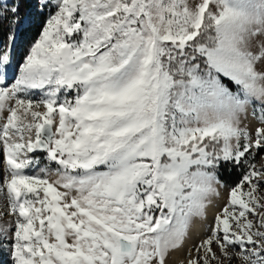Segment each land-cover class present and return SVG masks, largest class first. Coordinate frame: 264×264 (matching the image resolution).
<instances>
[{"label":"snow or ice","instance_id":"snow-or-ice-1","mask_svg":"<svg viewBox=\"0 0 264 264\" xmlns=\"http://www.w3.org/2000/svg\"><path fill=\"white\" fill-rule=\"evenodd\" d=\"M31 3L11 78L0 46V264H264V0Z\"/></svg>","mask_w":264,"mask_h":264},{"label":"rangeland","instance_id":"rangeland-1","mask_svg":"<svg viewBox=\"0 0 264 264\" xmlns=\"http://www.w3.org/2000/svg\"><path fill=\"white\" fill-rule=\"evenodd\" d=\"M27 1H29V3H30L29 8L25 7V5H26L25 2H27ZM3 2L11 4L12 0H3ZM34 15H35V12H34V8L32 6L31 0H24V3L21 4L20 22L18 24L11 25L8 21L0 22V46H2L6 41H8L9 35L14 36V42H10V43H12V46H13L12 55L14 57L13 63L8 70V74H9L10 78L16 73V66L22 60L21 55H20V53L22 51V45L19 42V39L17 36V31L20 28L26 26L27 24H30L31 20L34 18ZM262 164H264V160H260L258 158L257 159V166L259 167ZM2 166H3L2 162H0V167H2ZM227 194H228L227 189H222L219 200H214L213 204H215V205L222 204L224 202V200L227 198ZM2 203L3 202L0 201V204H2ZM215 210H216L215 208H209V210L207 212V219L206 220H201L199 218H196L193 220V222L196 220L198 222L200 221L201 223L203 222L205 224L210 223L212 220L213 212ZM170 258H171V256H170ZM4 259H6V257H0V260H4Z\"/></svg>","mask_w":264,"mask_h":264},{"label":"trees","instance_id":"trees-1","mask_svg":"<svg viewBox=\"0 0 264 264\" xmlns=\"http://www.w3.org/2000/svg\"><path fill=\"white\" fill-rule=\"evenodd\" d=\"M25 7L29 8V1L25 2ZM41 22V18L34 15V18L31 20L30 24H27L26 26L20 28L17 31V36L19 39V42L22 45V51L20 53L21 58L25 55L30 43L32 40L35 38L38 30H39V25ZM240 173L233 169L232 171H224L222 173L221 179L223 182L227 183L228 185L234 184L238 179H239ZM232 182V183H231Z\"/></svg>","mask_w":264,"mask_h":264},{"label":"bare ground","instance_id":"bare-ground-1","mask_svg":"<svg viewBox=\"0 0 264 264\" xmlns=\"http://www.w3.org/2000/svg\"><path fill=\"white\" fill-rule=\"evenodd\" d=\"M205 223H201L200 221H194L192 223V227L189 231V239L185 242L184 246L181 247L180 249L174 251L171 253V257H176V258H183L184 256V252H185V249L188 247V245L190 243L193 242L194 239L197 238V233H199V236H203L204 235V232L202 231V226L204 225Z\"/></svg>","mask_w":264,"mask_h":264}]
</instances>
